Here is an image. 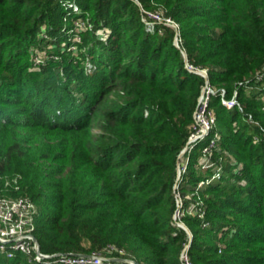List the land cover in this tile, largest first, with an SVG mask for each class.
<instances>
[{
    "label": "trees",
    "instance_id": "1",
    "mask_svg": "<svg viewBox=\"0 0 264 264\" xmlns=\"http://www.w3.org/2000/svg\"><path fill=\"white\" fill-rule=\"evenodd\" d=\"M56 1L0 0V198L36 203L41 252L184 264L192 237V264H264V0H139L179 24L186 56L178 29L149 31L135 0H78L93 24L83 51L35 80L24 57L43 32L59 46ZM207 81L217 138L179 157ZM222 89L241 107L228 110ZM179 199L196 205L183 217L191 233ZM0 264L44 263L17 253Z\"/></svg>",
    "mask_w": 264,
    "mask_h": 264
},
{
    "label": "built area",
    "instance_id": "2",
    "mask_svg": "<svg viewBox=\"0 0 264 264\" xmlns=\"http://www.w3.org/2000/svg\"><path fill=\"white\" fill-rule=\"evenodd\" d=\"M64 5L66 8H69L67 13L72 16H75V18H78L83 15L82 12H79L78 3L68 1L67 3H64ZM151 16L156 17L153 14H151ZM89 25H91V27L93 28L92 21L88 17L87 19H85V26ZM148 30L151 31L150 29ZM177 36L179 37V33L177 34ZM204 76L206 77V75ZM226 93L227 92L224 89H222L220 93L224 105L228 106L230 109L235 106L241 107V104L238 100L237 92H235L234 96L230 100L226 98ZM216 94L217 91L214 90V88H212L207 81V84L204 87L202 95L200 97L197 110L195 112V123L193 125V132L189 137L188 143L184 149V153L189 154L192 149L196 148L199 145L198 143L200 141L202 142L203 140H205V138L208 136V134L214 127L215 118L209 106L211 102V97ZM148 114L149 110L146 109L145 115ZM214 143L215 140L213 139L210 143H208L207 146L204 147L203 151H210ZM185 169L186 167H184L183 170L185 171ZM179 214L180 210L177 211L176 218H178ZM37 215V205L28 196H21L17 198H0V255H6L9 258H13L17 253H22L30 256L32 260L34 259L35 261L44 264H134L133 260L130 259H128L127 262L116 263L105 261L103 257L94 254H47L43 252L39 254L37 252V245L35 243V228ZM179 226L183 227L180 224ZM190 246L191 243L189 242L186 246L187 249L185 248V251L183 253L184 264H192L187 253Z\"/></svg>",
    "mask_w": 264,
    "mask_h": 264
},
{
    "label": "rangeland",
    "instance_id": "3",
    "mask_svg": "<svg viewBox=\"0 0 264 264\" xmlns=\"http://www.w3.org/2000/svg\"><path fill=\"white\" fill-rule=\"evenodd\" d=\"M68 1L77 3L78 0H57L56 2H57V4H60V6L62 8L64 7V9H65L66 7H65L64 3H67ZM135 1L139 4V6L141 8L142 18H143V21L145 22L146 28L150 29L152 33H155L156 31H158V29H159L158 24H160L161 22H164V21L166 24L175 26V28H177V29L180 27L179 24H177V22L175 20L165 18L164 13L160 9H158L157 11H153L151 8H145L144 5L139 0H135ZM78 7H79V12L83 13L82 16L75 18V16H72V15L66 13L62 17V22L64 23V25L61 29V40L59 41L58 44L63 49L58 50L59 46H57V44L54 47H52V49H51L50 44H47V41H44V40L41 41V37H45V38L48 37V35L44 32L41 34L40 37H35L34 39L33 38L30 39L33 41L31 42L30 47H29V54L27 55L28 57L26 56V57H24V59L26 61V58H27V64L29 65L30 73L35 78V80H43L46 76L49 75V72H52V74H54L53 71L55 69L49 68L50 70L46 71L45 69H43L39 66L45 65V64H48V63L54 62V61H55V63L60 61L63 58L62 54L66 50L69 52H75L76 56L77 55L79 56L81 54V52L83 51V49H81V48L79 50V46L81 45V43L83 41V32L84 31H93V30H92L91 25L85 26V19H87L89 17L88 13L85 12V10L83 9V7L81 5H78ZM66 10L68 11L69 8H66ZM70 10H72V9H70ZM73 12H74V10H73ZM151 14L155 15L156 17L151 16ZM159 20H161V21H159ZM178 31H179V29H178ZM96 33L102 37L108 36V31H106L105 29L99 30ZM174 44L184 52V49L182 46L183 45V38L181 36H179V37L175 36ZM87 54H89L88 51H87ZM78 60L81 61V59H79V58H78ZM187 66L189 68H191L192 70L198 71L203 76L207 75V70L198 69L197 67H195L194 65H191L189 63H187ZM79 67H80L79 63H74V70H78ZM92 68H93L92 64L90 65V63H86V65H85L86 73H91L92 71L91 72H89V71ZM61 74H63L62 69H61ZM84 75H85V73H84ZM72 77H77L76 73H74L72 75ZM72 86H74V85H72ZM76 89L80 90L78 87ZM224 90H226V89H224ZM226 92H227V90H226ZM247 92H249V89L247 90ZM10 93L11 92L9 90L7 93L4 92L3 94L8 96V95H10ZM79 96H82V95H79ZM227 99L230 100L229 98H227ZM226 108L228 110L230 109L228 106H226ZM212 114L215 118V125H214V127H215L217 125V118L215 117L213 111H212ZM213 128H212V130H213ZM217 136H218V134H217ZM216 138H217L216 136L211 137V135L208 134V136L205 138V140H203L202 142L200 141L198 143L199 144L198 146H201L204 148L213 139L216 140ZM185 160L187 162V159H185ZM187 166H188V164L185 163L182 167H180L181 173L184 172L183 169H184V167L187 168ZM180 171H179L178 176L180 175ZM178 180L180 182L181 178L180 179L178 178ZM17 181H18V178L7 177L6 182H5V186H6V184H7V186H11L12 184L14 185V184H16ZM15 188H17V187L15 186ZM196 192L197 191H194L193 194L196 195ZM192 196L190 197V202H195L193 199L194 197H192ZM2 197H8V196H2ZM178 202H180L179 203L180 214H179L178 218L176 219V221H177V224H180L183 227H186V225H185L186 223L184 222L183 217L185 216V214H190L191 211L196 208L195 207L196 205L190 204V207H182V205H183L182 201L179 199ZM217 242L223 244L222 243L223 241L217 240Z\"/></svg>",
    "mask_w": 264,
    "mask_h": 264
},
{
    "label": "water",
    "instance_id": "4",
    "mask_svg": "<svg viewBox=\"0 0 264 264\" xmlns=\"http://www.w3.org/2000/svg\"><path fill=\"white\" fill-rule=\"evenodd\" d=\"M179 33V31L177 30V34ZM184 55L186 56V53L184 52ZM206 78H208L207 77V75H206ZM182 154H184V150L182 151V153L180 154V156L179 157H181L182 156ZM180 162L178 163V168H179V171H180ZM180 176H181V171H180V175H179V179H180ZM178 186V182H177V184H176V187ZM186 230H187V227H184ZM189 233H191L189 230H187ZM192 236V235H191ZM192 242V237L190 238V243ZM35 243H36V245H37V252L40 254L41 253V250H40V244H39V241H38V239L37 238H35ZM187 249V248H186ZM103 259L105 260V261H110V262H127L128 261V259L127 258H123V257H103ZM133 263L134 264H139L137 261H133Z\"/></svg>",
    "mask_w": 264,
    "mask_h": 264
}]
</instances>
